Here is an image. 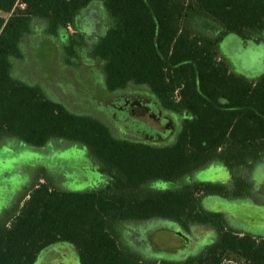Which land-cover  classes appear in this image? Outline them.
I'll use <instances>...</instances> for the list:
<instances>
[{
    "label": "trees",
    "instance_id": "obj_1",
    "mask_svg": "<svg viewBox=\"0 0 264 264\" xmlns=\"http://www.w3.org/2000/svg\"><path fill=\"white\" fill-rule=\"evenodd\" d=\"M103 4L110 27L91 49L110 93L146 88L165 110L185 117L172 145L118 138L90 115L50 100L12 75L22 41L36 21L51 35L78 37V16ZM234 34L259 42L264 0H0V145L11 139L35 149L52 141L86 149L107 179L87 192L38 180L0 220V264H35L40 253L68 243L81 264H221L236 258L264 264V239L228 226L201 207L200 194L227 197L223 185L188 180L210 165L237 170L264 160V74L248 79L219 59ZM162 219L184 228L212 226L214 242L196 256L151 261L123 245L120 226Z\"/></svg>",
    "mask_w": 264,
    "mask_h": 264
},
{
    "label": "rangeland",
    "instance_id": "obj_2",
    "mask_svg": "<svg viewBox=\"0 0 264 264\" xmlns=\"http://www.w3.org/2000/svg\"><path fill=\"white\" fill-rule=\"evenodd\" d=\"M100 23L98 13L88 15L85 29L78 30V37L70 41L69 34L75 32L62 31L54 36L45 29L43 22H34L22 41L23 57L13 61L12 75L40 87L50 100L64 104L72 112L98 118L110 127L114 136L125 138L123 133L129 131L128 127L110 112V103L116 99V93L106 90L103 65L91 54L98 42L95 36ZM106 32L103 28L101 34ZM219 59L227 62L236 74L251 80L260 78L264 74V35L255 42L228 34L220 44ZM141 89L146 88L129 87L131 91ZM184 119L177 114L173 116L176 131L165 144L175 143ZM217 165L200 170L179 183L160 181L149 187L171 190L188 180L223 185L229 196L200 194L201 207L221 213L233 230L264 239V160L237 170ZM40 179L41 183L72 192L92 191L107 183L106 177L99 172L98 163L78 144L56 140L43 149H35L9 139L0 145V220L15 210L26 192ZM193 231L200 237L189 245L175 233L190 237ZM120 237L125 247L145 260L178 261L201 253L214 242L216 232L212 226L194 225L187 229L177 223L169 225L167 221L155 219L123 224ZM58 251L67 252L65 263L81 264L76 250L68 243H58L42 251L35 264H46L47 257Z\"/></svg>",
    "mask_w": 264,
    "mask_h": 264
},
{
    "label": "flooded vegetation",
    "instance_id": "obj_3",
    "mask_svg": "<svg viewBox=\"0 0 264 264\" xmlns=\"http://www.w3.org/2000/svg\"><path fill=\"white\" fill-rule=\"evenodd\" d=\"M126 90L129 88L114 92L116 99L110 103L112 115L129 129L123 133L127 136L125 138L153 145L165 144V141L170 139L176 131L173 120V116L176 114L162 108L157 98L147 89L129 90V92ZM162 221H167L169 225L175 224L168 220ZM175 233L181 237L185 245H189L194 239L200 237V235L196 236V231H193L190 237L180 232ZM66 253V251L54 252L53 255L47 257L46 264H73L64 262Z\"/></svg>",
    "mask_w": 264,
    "mask_h": 264
},
{
    "label": "crops",
    "instance_id": "obj_4",
    "mask_svg": "<svg viewBox=\"0 0 264 264\" xmlns=\"http://www.w3.org/2000/svg\"><path fill=\"white\" fill-rule=\"evenodd\" d=\"M96 13H98L101 17L100 29L98 31L99 33L95 36V37H98V39H99L100 35L104 36V34H101V31L103 30V28L107 29V31H108L110 24H111L109 17L107 15L106 11L104 10L103 4L101 2L96 1V2L92 3L88 8H86L84 11H82V13L78 16L77 24H78V30H84L85 29L84 28L85 27V19L87 18V16L93 15ZM69 31L76 32L72 28H70ZM215 165H217V164L210 165L209 167H212ZM209 167H207V168H209Z\"/></svg>",
    "mask_w": 264,
    "mask_h": 264
},
{
    "label": "built area",
    "instance_id": "obj_5",
    "mask_svg": "<svg viewBox=\"0 0 264 264\" xmlns=\"http://www.w3.org/2000/svg\"><path fill=\"white\" fill-rule=\"evenodd\" d=\"M221 264H250V263L248 261L242 260V259L224 258L221 261Z\"/></svg>",
    "mask_w": 264,
    "mask_h": 264
}]
</instances>
